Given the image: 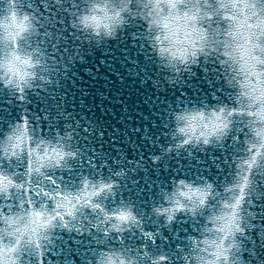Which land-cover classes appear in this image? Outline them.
I'll return each mask as SVG.
<instances>
[{
  "label": "snow or ice",
  "instance_id": "1",
  "mask_svg": "<svg viewBox=\"0 0 264 264\" xmlns=\"http://www.w3.org/2000/svg\"><path fill=\"white\" fill-rule=\"evenodd\" d=\"M114 35H126L135 50H143L142 58H129L127 48L121 53L125 73L134 70L129 79L151 88L148 100L159 106L154 107L159 135L152 134L159 143L147 142L156 151L135 162L148 160L163 172L162 159L181 167L175 163L180 149L193 154L188 150L215 146L213 164L230 166L223 176L216 170L218 184L206 173L178 172L167 186H153L151 216H142L118 193L112 203L118 171L101 175L95 155L105 153V173L114 163L108 151L120 159L115 139L104 140L107 126L91 129L101 142L94 143L91 160L81 157L87 175L67 182L66 174L44 175V169L75 159L79 152L72 142L83 132L87 144L90 131L89 125L77 128L79 117L55 95L52 78L71 76L68 69L89 58L88 48L97 39ZM0 47V87L5 99L20 105L0 144V197L6 203L0 208V264H78L85 236L93 238L90 224L100 213L111 221L105 229L113 238L126 244L135 240L136 249H107L90 264H176L179 252L168 251L170 238L161 241L153 221L166 228L184 214L197 229L195 236H186L194 241L189 264L264 260V0H8L0 13ZM145 52L151 68L141 67ZM49 83L53 87L45 92ZM13 158L22 161V173L12 169ZM131 162V157L124 160ZM39 177L43 184L34 181ZM14 190L23 198L19 211L10 214L7 202ZM198 212L203 215L197 221ZM179 246V241L171 244Z\"/></svg>",
  "mask_w": 264,
  "mask_h": 264
},
{
  "label": "water",
  "instance_id": "2",
  "mask_svg": "<svg viewBox=\"0 0 264 264\" xmlns=\"http://www.w3.org/2000/svg\"><path fill=\"white\" fill-rule=\"evenodd\" d=\"M27 2L34 4L35 0H27ZM84 2L86 0H81V3ZM7 5L8 0H0V13L5 11ZM224 27H227V25H224ZM127 39L126 35H114L111 38L97 39L94 45L88 48L87 56L89 58L81 60L78 65L68 69L71 76L61 74L52 78L56 89L55 95L66 101V105L70 108L73 116L79 117L77 128L89 125L90 131L87 144L84 143L85 134L83 132L80 133L81 139L79 141L72 142V147L79 152L75 159L67 158L62 162V167L59 169H44V175L54 174L59 179L66 174L65 182L80 173L87 175L89 169L81 163V157L91 160L92 157L89 153L94 150V143L101 142L99 138L91 136V129L98 131L100 128L107 126L108 130L104 140L115 139V148L120 159L116 160L112 152L108 151L107 156L114 160V163L106 165L107 173H105V153L96 151L95 155L102 165L101 175L118 171L116 179L119 183L113 193L112 203H115V195L118 193L123 201L134 202L136 211L142 216L145 214L151 216L152 213L149 209L154 202L153 186L157 188L161 185L167 186L170 176L178 172H183L185 175L196 173L203 175L206 173L214 183L218 184L220 181L216 176V170L219 168L220 176H223L226 170H230V166L224 165L221 167L220 164H213L211 156L213 152L217 151L215 146L207 150L203 146L195 148L194 151L188 150L193 154H187L184 149H180L179 159L175 163H181V167L176 168L174 164L170 165V159H162L163 172L158 164H152L148 160H144L139 164L135 162L137 156H145L149 152L156 151L155 148L149 149L147 142L159 143L158 140H152V134L159 135L156 119L159 113L154 110V107L159 106L148 100L153 95L151 88L136 79H129V75H134V70L125 73V56L121 53L127 48L129 58L136 56L142 58V54L139 52L143 51L142 49L135 50L127 42ZM2 50V47H0V51ZM132 62L135 63L136 61L133 60ZM144 66L151 68L146 52L141 67ZM118 73L123 76V79L117 76ZM145 75L147 76V73ZM157 83L158 81H153V85ZM52 87L53 84L49 83L44 91L50 92ZM159 91H164L163 86ZM65 92L67 93L66 96L64 95ZM4 94L5 90L0 87V144L4 142L2 137L6 136L12 128L20 108V105L10 98L5 99ZM31 107L34 108L35 105H31ZM160 111H164V109L161 108ZM64 119H68V117L66 116ZM163 120L164 118H161V122ZM96 121H99V123L97 124ZM70 126L68 125V127ZM169 132H171V128ZM77 145L80 147L77 148ZM141 145H143V148L137 151ZM235 146L233 144L234 148ZM105 147L109 148L110 145L106 144ZM129 157L132 158V162L125 165L124 160ZM13 160L12 169L22 173L24 171L22 161H18L16 158H13ZM184 161L186 163H182ZM116 165H121L125 170H117ZM170 166L171 172L168 170ZM189 169L192 171L189 172ZM261 179H264V176ZM34 181L44 183L43 177L34 178ZM22 198V192L13 191L12 197L7 202L10 214H16L19 211L17 205ZM144 201H147V203L144 208H141L140 205ZM5 206L6 203L3 201V197H0V208ZM19 214L23 215V212ZM201 215L203 213L198 212L195 219L198 221ZM106 223H111V221L105 220L102 213L98 214L97 218L91 222L90 227L93 229L91 233L93 238L89 241L85 236V245L80 249L78 264H90L97 253L103 254L107 249L116 250L125 246L136 249L135 240L126 244L123 239H114L111 229H105ZM153 223L159 226L158 235L161 241L165 239V236L170 238L168 251L173 255L179 252L180 255L176 259V264H189V254L193 251L192 244L194 241L186 240V236L193 237L197 234L193 218L188 214H184L182 218L177 219L173 224L167 225L166 228L160 223L159 219L154 220ZM135 226L140 228L139 224H135ZM79 227L84 228V225L80 224ZM84 230L85 232L88 231L87 229ZM177 241L180 242V246L178 249H173L171 244ZM77 243H80V241L78 240ZM155 247L153 245V250ZM160 247L163 248L164 244L161 243ZM253 247H255V244ZM257 264H264V260L257 261Z\"/></svg>",
  "mask_w": 264,
  "mask_h": 264
}]
</instances>
